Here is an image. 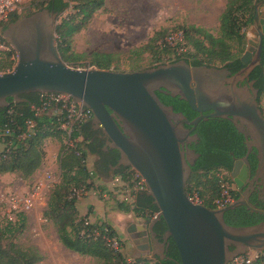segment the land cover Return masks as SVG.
<instances>
[{
	"label": "water",
	"instance_id": "1",
	"mask_svg": "<svg viewBox=\"0 0 264 264\" xmlns=\"http://www.w3.org/2000/svg\"><path fill=\"white\" fill-rule=\"evenodd\" d=\"M58 17L56 11L43 8L9 22L4 29L17 63L11 71L0 73V110L10 105L9 98L25 101L21 96L30 93L67 94L91 109L92 123L108 137L107 147L120 152L118 167L138 171L158 207L155 217L138 225L141 249L151 250L152 257L167 258L170 238L181 264H230L249 251H264V222L235 226L225 220V213L246 204L244 200L211 208L189 199L186 185L192 168L182 149L197 137L191 133L202 120L230 118L239 131L254 137L264 164L259 89L254 81L239 85L261 64L264 19L256 40L251 32L247 34L248 46L241 57L246 66L232 73L227 67L192 66L185 59L132 71L74 67L58 51ZM157 92L179 96L198 115L188 119L165 104ZM161 219L167 226L163 240L155 229Z\"/></svg>",
	"mask_w": 264,
	"mask_h": 264
},
{
	"label": "trees",
	"instance_id": "2",
	"mask_svg": "<svg viewBox=\"0 0 264 264\" xmlns=\"http://www.w3.org/2000/svg\"><path fill=\"white\" fill-rule=\"evenodd\" d=\"M34 1L36 2L34 10L22 16L24 7L13 13L8 21L2 24V34L9 22L34 11L49 8L56 11L60 17L72 9L73 13L58 19L56 26L58 51L63 61L74 67L87 65L120 71L119 67H114L116 56L114 53L93 52L86 56L73 49L75 36L91 23L100 10L105 9L106 0ZM261 1L264 0H227L219 18L218 34L194 24L180 25L173 29L157 31L145 45L135 49L134 52L137 55L152 54L153 61L159 63L149 67L185 59L192 66L227 67L232 73H236L245 66L241 57L248 46L246 29L255 23L257 6ZM178 31L183 33L184 44H169L166 38ZM2 40L10 46L3 35ZM181 46L183 50L180 49ZM16 56L11 46L9 50L1 51L0 71L3 73L11 71L16 64ZM136 65L132 70L145 69ZM251 78L256 80L255 87L259 89L258 101L263 111L261 98L264 95V36L262 61L251 73ZM157 94L165 104L172 105L177 112H183L188 119L192 120L196 117L197 112L179 96L173 97L162 92ZM21 97L26 100L16 102L9 98L10 105L0 110V147H2L0 175L18 173L22 179L29 180L44 163L45 140L61 134L66 135L67 143L62 146L59 154L60 178L49 188L43 217L53 223L60 242L66 248L81 255L97 258L101 264H150L148 258H130L125 255L122 249L123 243L113 224L109 220L91 221L89 213L81 214L78 205L88 192L97 191L99 198L105 200L106 204L110 201L114 202L115 210L123 213L133 212L144 219L151 218L158 212V207L154 199L148 195V190L138 192L132 202H126L119 197L118 191L121 187L115 186L109 189L106 185H97L95 177L100 173L90 169L88 158L90 155L104 157L106 153L103 150L105 142L95 138L92 119L76 121L71 125L68 124L65 129L63 125L70 119L69 112L62 108V104L48 103L43 93L23 94ZM28 121L34 122V125L29 127ZM226 123L228 121L222 118H209L198 124L197 132L205 148L201 151V160L194 168L186 188L187 193L197 192L203 204L211 208H215L214 199L221 196V185L229 182L228 174L218 172L221 171L218 170L219 149L223 148L220 142L226 130L229 131ZM227 125L235 134L236 129L230 123ZM111 152L119 153L118 157H120L117 149ZM207 168L209 171L204 170ZM107 172L100 175L110 177ZM132 172V167L121 166L120 170L111 177L121 176L126 181ZM248 216V212L235 208L228 210L224 217L228 224L235 226L259 223L258 220L249 219ZM25 220L26 215L21 213L16 222L7 220L5 225H0V264H41L43 261L44 255L37 247L6 240V235L22 228ZM165 227L166 225H161V230ZM115 240L118 241V247L113 245ZM257 252L252 264H264V251ZM166 255V259L157 258L156 262L181 264L175 243L168 249Z\"/></svg>",
	"mask_w": 264,
	"mask_h": 264
},
{
	"label": "rangeland",
	"instance_id": "3",
	"mask_svg": "<svg viewBox=\"0 0 264 264\" xmlns=\"http://www.w3.org/2000/svg\"><path fill=\"white\" fill-rule=\"evenodd\" d=\"M226 2L227 0H106L105 9L100 10L91 23L75 36L73 49L86 56L93 52L114 53L116 55L114 67H119V70L130 71L135 64L136 67L146 68L159 62L153 61L150 53L137 55L135 49L145 45L157 31L173 29L180 25L194 24L218 34L219 18ZM35 7L34 0H24L21 7L24 8L22 16ZM73 11L68 10L58 19L68 16ZM258 12L264 19V1L258 3ZM252 26L255 30H251ZM248 32H251L254 40L259 36L254 24L246 29V36ZM261 106L264 111V95L261 98ZM65 143L67 136L64 134L45 140L46 156L43 166L41 171L29 180L24 181L18 173L0 175V225H5L7 221L8 199L11 195H27L35 185L42 184L46 200L43 201L42 198L37 208L27 212L24 226L9 232L6 240L37 248H51L56 260H49L45 264H101L97 258L74 253L65 249L62 244L57 245L52 242V238L49 240V237L54 235L55 226L43 217V209L47 203L49 188L59 180V154ZM95 161V156L90 155L88 164L94 171L97 170ZM112 180L113 178L100 174L95 177L97 185H106L109 189L114 187ZM228 183L231 186V183ZM89 196L99 200L97 191H90L85 197ZM100 204V209L95 203L89 204V209L94 213L93 218L98 221L104 220L100 217H106L113 224L123 243L122 249L125 255L130 258L145 257L150 259V264H158L157 258L152 257L149 252L138 250L134 244L136 226L144 218L138 217L133 212L123 213L115 210L112 201L108 205L104 204L105 206ZM251 254L256 255V252L252 251Z\"/></svg>",
	"mask_w": 264,
	"mask_h": 264
},
{
	"label": "flooded vegetation",
	"instance_id": "4",
	"mask_svg": "<svg viewBox=\"0 0 264 264\" xmlns=\"http://www.w3.org/2000/svg\"><path fill=\"white\" fill-rule=\"evenodd\" d=\"M261 19L262 17L259 16L258 13V35L260 29L262 28ZM256 67L253 69V71L256 69ZM251 81H254L255 86L256 80L252 79L250 74L249 78L239 82V85H248ZM222 120L228 121V123H230L234 129H236V133H232L233 129L227 125L228 123H226L227 129L229 131L226 130V134L224 137H222V141L220 142L223 148L219 149L220 166L218 167V170L228 174L229 182L231 183V193L234 197V200L242 199L246 202V204H241L236 208L248 212L249 219L258 220V222H264V164L261 162L260 150L256 146L255 139L251 134H245L244 132L239 131L230 118H222ZM93 129L96 132L95 138H98L99 141L101 140L105 142L103 150L105 151L106 155L104 157H100L98 155L95 156L97 171H99V173L102 175L105 171H108L107 173L110 176H113L115 172L119 171L121 168V166L118 167V162L120 159V157H118L119 153H112L111 151L114 149L109 146L107 147L108 137L102 132L101 128H97L94 125ZM245 129L248 130L247 126H245ZM191 136L197 137H192L189 142H186L182 146V149L186 152V158L191 164L192 171L190 178L192 177L194 168L201 160V151L205 148L201 142L197 128L191 133ZM226 167H228V169ZM204 170L209 171V168ZM189 180L187 185L189 184ZM161 225H166L164 219H161L155 225V229L158 232L160 240H163V234L167 229V226L161 230ZM139 233L140 232L136 228L134 244L138 250L144 251L141 249V247H144V243L138 241L140 238ZM169 243V246L165 249V253L175 242L172 238H170ZM144 252L151 253L152 251L146 250ZM155 258L159 257L155 256Z\"/></svg>",
	"mask_w": 264,
	"mask_h": 264
},
{
	"label": "built area",
	"instance_id": "5",
	"mask_svg": "<svg viewBox=\"0 0 264 264\" xmlns=\"http://www.w3.org/2000/svg\"><path fill=\"white\" fill-rule=\"evenodd\" d=\"M24 0H0V52L10 49V46L7 45L2 40V24L8 21L10 16L16 11H20ZM4 37V36H3ZM167 42L171 45L175 44H184V36L181 31L171 33L167 38ZM12 47V46H11ZM184 48L181 46L180 48ZM47 97L48 103H55L57 105L62 104V108H65L69 112L70 121L63 125L66 129L68 124L74 123L76 121H86L93 118V112L89 108H84L82 104L76 103L74 99L67 94H58V93H44ZM60 112V110H58ZM29 127L34 125V122L28 121ZM71 130V128H70ZM8 133V131H7ZM133 172L129 175L124 181L121 176H114L112 184L118 187H121L119 190V197L126 201L132 202L136 194L140 191L148 190L146 180L144 177L136 170L132 168ZM54 184V183H53ZM52 184V185H53ZM51 185V186H52ZM221 196L214 199L213 204L215 208H222L234 201L231 195V186L228 182H224L222 185ZM44 185L38 184L33 187V189L27 195H18L13 194L8 199V210H7V220L16 222L21 213L26 214L38 207L40 200H46L45 193L43 191ZM78 193V192H77ZM189 199L193 203L203 204L201 196L197 192L188 193ZM157 213V212H156ZM156 213L151 217H155ZM113 245L118 247V241H114ZM252 252V251H251ZM251 252H248L244 255H240L234 258L230 264H252L253 260L257 256L252 255Z\"/></svg>",
	"mask_w": 264,
	"mask_h": 264
},
{
	"label": "crops",
	"instance_id": "6",
	"mask_svg": "<svg viewBox=\"0 0 264 264\" xmlns=\"http://www.w3.org/2000/svg\"><path fill=\"white\" fill-rule=\"evenodd\" d=\"M48 139V138H47ZM0 148H2V147H0ZM43 166V165H42ZM41 171V168L38 170V171H36V173L31 177V178H33L37 173H39ZM7 174H14V173H6V174H3V175H7ZM30 178V179H31ZM59 178H60V173H59ZM107 178H112L111 176L110 177H107ZM24 180V179H23ZM58 180V179H57ZM24 181H26V180H24ZM59 181V180H58ZM57 181V182H58ZM56 183V182H55ZM49 191V190H48ZM99 200H101V201H99ZM99 200H94L93 199V197H91V196H89V197H84V198H81V200L79 201V209H80V212H81V214H87V213H89V215H90V220L91 221H95L94 220V218H93V216H94V213H92V211H91V209H89L90 208V205L89 204H96L97 205V207L99 208V207H101V204L100 203H102V206H105V205H108V204H106V202H105V200H102V199H100L99 198ZM89 202H92V203H89ZM105 204V205H104ZM100 209V208H99ZM109 218H110V214H109V216H108ZM100 218H103L104 220H108V219H106V217H100ZM147 219V218H146ZM146 219H144V220H142V222H140L139 224H141V223H144L145 222V220ZM139 224H137V226H136V228H137V230L140 232L141 230L140 229H138V225ZM56 233V234H55ZM45 238L47 239V236H45ZM50 238H52L51 239V241L52 242H55L57 245H60V244H62L61 242H60V240H59V236H58V232H57V230H56V228H55V231H54V235L53 236H51V237H49V240H50ZM56 239V240H55ZM63 245V244H62ZM63 247L65 248V249H67V250H70V249H68V248H66L64 245H63ZM39 248V250H40V252L44 255V259H43V261L41 262V264H45L47 261H49V260H56L55 259V257H54V251L51 249V248H42V247H38ZM70 251H72V250H70ZM72 252H74V251H72ZM74 253H77V252H74ZM79 254V253H78Z\"/></svg>",
	"mask_w": 264,
	"mask_h": 264
}]
</instances>
